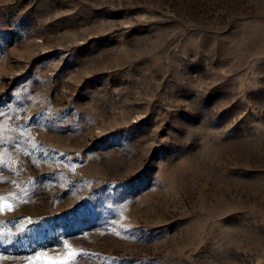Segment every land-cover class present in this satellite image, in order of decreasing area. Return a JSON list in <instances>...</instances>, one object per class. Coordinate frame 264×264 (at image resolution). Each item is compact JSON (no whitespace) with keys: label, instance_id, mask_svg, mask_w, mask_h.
Instances as JSON below:
<instances>
[{"label":"rangeland","instance_id":"obj_1","mask_svg":"<svg viewBox=\"0 0 264 264\" xmlns=\"http://www.w3.org/2000/svg\"><path fill=\"white\" fill-rule=\"evenodd\" d=\"M0 264H264V0H0Z\"/></svg>","mask_w":264,"mask_h":264},{"label":"snow or ice","instance_id":"obj_2","mask_svg":"<svg viewBox=\"0 0 264 264\" xmlns=\"http://www.w3.org/2000/svg\"><path fill=\"white\" fill-rule=\"evenodd\" d=\"M34 119V118H33ZM72 255H75V253H73ZM37 259H39V257L37 256Z\"/></svg>","mask_w":264,"mask_h":264}]
</instances>
